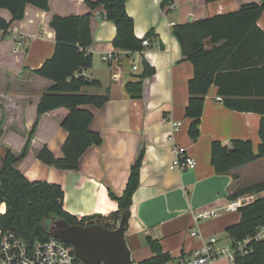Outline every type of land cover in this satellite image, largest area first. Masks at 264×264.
<instances>
[{"label":"crops","instance_id":"obj_1","mask_svg":"<svg viewBox=\"0 0 264 264\" xmlns=\"http://www.w3.org/2000/svg\"><path fill=\"white\" fill-rule=\"evenodd\" d=\"M248 2L253 0H125L126 13L133 20V35L149 39L144 49L135 51L113 45L114 22L102 16L103 6L92 9L86 0H48L46 10L25 5L23 17L14 20L8 9L0 7V17L10 23L7 32L0 31V119L3 112L4 121L0 147L4 144L17 154L32 130L30 145L17 169L29 181L60 185L63 210L79 220L118 211V203L111 195L122 194L130 169L141 154L139 185L131 196L130 216L124 228L134 263L152 256L147 237L156 239L163 252L169 253L167 264H181L201 248L207 237L216 238V248L231 244L225 227L236 223L240 212L226 211L224 206L239 197L252 201L258 195L248 192L230 198L235 186L228 174L214 172L210 145L214 140H249L257 154L262 116L226 108L217 86L212 84L204 96L200 135L192 141L187 132L191 119L184 115V108L193 67L184 58L172 28L185 23L189 15L202 19L225 14ZM86 13L90 14L92 43L86 52L91 54V66L83 73L96 80L99 87L83 90L105 94L107 100L98 108L92 104L81 108L93 114L89 128L100 134L102 141L84 150L78 169L62 170L44 164L35 151L44 144L55 157L63 156L61 148L67 132L60 119L66 110L57 108L37 114L38 99L52 82L32 70L52 56L56 43L49 22L52 15ZM14 26L23 36L22 46L11 36ZM256 26L264 32V11ZM205 47H209L208 43ZM104 55H114L116 60L105 61ZM143 62L153 69L145 77H141ZM136 82L141 84L139 96L126 88V84ZM173 122L180 123L174 130ZM178 146L186 148L195 159L193 169L180 170L171 165L175 159L173 148ZM238 179L241 186L264 181V157L244 166ZM259 195L264 196V191ZM200 208H218L219 215L194 222L191 211ZM4 210L5 203L0 204V213ZM193 230L197 236L190 234ZM217 264L232 263L220 256Z\"/></svg>","mask_w":264,"mask_h":264},{"label":"trees","instance_id":"obj_2","mask_svg":"<svg viewBox=\"0 0 264 264\" xmlns=\"http://www.w3.org/2000/svg\"><path fill=\"white\" fill-rule=\"evenodd\" d=\"M209 1V0H203ZM48 9V0H0V7L9 10L12 20L21 19L25 5ZM94 9L103 6L102 16L115 24L113 45L126 51L142 50L143 40L133 35V20L125 10V0H86ZM264 11V0L248 2L236 11L215 14L202 19L188 16L183 24L174 25L172 34L180 44L184 58L193 67V76L187 81L188 101L184 115L191 119L187 132L192 141L200 135L199 123L204 105V96L212 84L226 108L236 111H252L262 116L258 130L261 143L254 154L249 140L230 139L225 142L214 140L211 143L210 164L217 174H228L234 189L229 195L236 198L248 192L257 197L247 204L240 205L237 211L240 218L233 225L225 227V232L233 243L250 234L259 226H264V181L244 186L239 183V175L244 166L257 157H264V32L256 26ZM90 14L79 16L52 15L50 26L55 31V47L52 56L40 67L33 69L35 74L51 80L49 89L38 99L37 114L63 108L66 114L60 119L67 137L62 145V157H55L46 145L40 146L36 156L46 165L58 169H78L79 159L84 150L92 145H100L102 136L89 128L93 114L83 104L96 108L107 100L105 94L83 90L86 87L98 89L96 80L87 78L83 71L91 66V54L86 49L92 43ZM10 23L0 17V31L7 32ZM146 38V37H145ZM144 38V39H145ZM208 43L209 47H205ZM145 77L153 72L147 63H142ZM129 93L139 96L140 82L128 83ZM3 112L0 119V136L3 125ZM33 131H29L21 150L15 154L6 145L0 147V179L6 176L4 188L0 187V204L5 203L4 213H0V233L13 230L29 242L43 241L50 237L47 225L56 217L64 218L69 224H97L113 229L121 213L126 216L124 228L129 218L131 196L139 185L141 154L133 163L125 188L118 197V211L107 216L90 215L77 219L68 215L62 208L63 190L56 183L29 181L17 163L28 150ZM152 256L136 264H167L169 253H164L156 239L146 238ZM252 250L246 255H236L232 264H264V240L252 241Z\"/></svg>","mask_w":264,"mask_h":264},{"label":"built area","instance_id":"obj_3","mask_svg":"<svg viewBox=\"0 0 264 264\" xmlns=\"http://www.w3.org/2000/svg\"><path fill=\"white\" fill-rule=\"evenodd\" d=\"M261 0H253L260 2ZM11 36L16 39L19 46L24 44L23 36L17 32L14 26L11 30ZM149 43L146 37L142 44L145 46ZM103 60L113 62L116 60L114 55H104ZM133 68H136L133 65ZM173 130L180 123L173 122ZM175 159L171 165H174L180 170L193 169L196 166L195 159L186 152L184 147H174ZM250 201L249 197H239L224 206V210H236L240 205L247 204ZM192 219L194 222H199L202 219L215 218L219 215L218 208H200L192 210ZM192 236H197V231L193 230L190 233ZM264 240V226H259L258 229L240 240L224 247H215L216 238L207 237L201 248L192 252L191 256L185 261H180L181 264H217L220 256H224L229 262L233 263L236 255H246L252 250V241ZM0 264H86L80 260L71 244L66 243L58 237H49L47 240H37L29 242L23 237L17 235L13 230H6L0 233ZM98 264H105L99 262ZM132 264H136L132 261Z\"/></svg>","mask_w":264,"mask_h":264},{"label":"water","instance_id":"obj_4","mask_svg":"<svg viewBox=\"0 0 264 264\" xmlns=\"http://www.w3.org/2000/svg\"><path fill=\"white\" fill-rule=\"evenodd\" d=\"M6 176L0 179L4 188ZM113 229L97 224H69L64 218L56 217L47 225L48 234L71 244L76 256L86 264H132L130 250L124 237L126 216L121 213Z\"/></svg>","mask_w":264,"mask_h":264},{"label":"rangeland","instance_id":"obj_5","mask_svg":"<svg viewBox=\"0 0 264 264\" xmlns=\"http://www.w3.org/2000/svg\"><path fill=\"white\" fill-rule=\"evenodd\" d=\"M118 221H119V220H118ZM118 221H117V223H116V226H117V224H118ZM132 259H135V260H136L135 256L132 255ZM222 261H223V260H222ZM223 262H225V261H223Z\"/></svg>","mask_w":264,"mask_h":264}]
</instances>
